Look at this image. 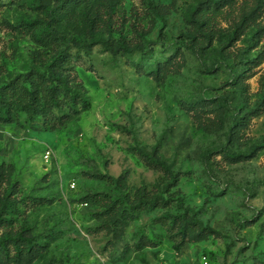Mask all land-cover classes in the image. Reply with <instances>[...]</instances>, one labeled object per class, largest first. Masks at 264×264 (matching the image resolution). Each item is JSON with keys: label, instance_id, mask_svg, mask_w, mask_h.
Segmentation results:
<instances>
[{"label": "rangeland", "instance_id": "obj_1", "mask_svg": "<svg viewBox=\"0 0 264 264\" xmlns=\"http://www.w3.org/2000/svg\"><path fill=\"white\" fill-rule=\"evenodd\" d=\"M207 5L221 10L214 22ZM25 13L0 0V66L12 73L32 49L12 29ZM101 14L104 39L130 51L96 46L73 62L90 108L0 124V198L13 203L0 241L55 236L30 264H264V0H108ZM155 162L176 177L167 206L108 233L82 199L119 193L93 176L125 175L133 194L163 176ZM177 203L217 236L176 251L156 220Z\"/></svg>", "mask_w": 264, "mask_h": 264}, {"label": "trees", "instance_id": "obj_2", "mask_svg": "<svg viewBox=\"0 0 264 264\" xmlns=\"http://www.w3.org/2000/svg\"><path fill=\"white\" fill-rule=\"evenodd\" d=\"M107 1L10 0V3H16L18 8L26 11L12 25V29L16 34L27 38L32 44V49L25 72L12 73L7 66H0V124H14L21 117L29 123H34L38 119L49 120L58 113L60 118H63L64 108L71 110L73 115L90 108L85 94L72 86L73 62L79 58L81 52L96 46L112 54L130 51L109 44L103 37L108 27L101 13ZM207 12L211 13L209 20L214 22L215 18L220 16L221 10L207 5L202 14ZM259 56L257 60L260 58V62H263L264 57ZM246 64L250 62L246 61L244 65ZM241 126L243 125H238ZM140 155L154 162L153 157L141 150ZM226 156L231 162L241 161L239 156L234 157L229 153ZM155 163L163 168V176L149 189L141 187L133 194L126 192L128 185L125 175L116 179L100 174L93 176L96 180L112 185L119 193H96L82 199L85 204L103 209L105 219L110 220L108 227H105L108 233H117L129 220L137 216L138 210L153 211L160 206H167V201L163 202L162 194L169 193L170 188L174 186L170 182L176 181V177L165 165ZM163 185L164 188L161 189ZM178 203L175 214L167 209L166 213L156 220V225L165 230L170 240L178 242L176 251L187 244L206 242L210 237L217 236L216 231L189 218L188 210H184L182 204ZM12 206L13 203L8 197L0 198V225L10 224L11 221L4 219L1 214H7ZM177 210H183V213H176L180 212ZM54 239L55 236L47 237L45 243H40L37 238L24 237L22 234L4 239L0 241V259L9 258V250L13 248L15 254L12 262L30 264L42 255Z\"/></svg>", "mask_w": 264, "mask_h": 264}]
</instances>
